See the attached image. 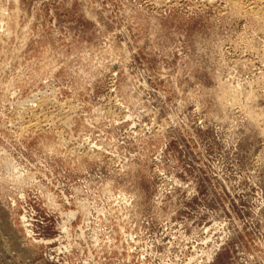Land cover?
Returning a JSON list of instances; mask_svg holds the SVG:
<instances>
[{
  "label": "rangeland",
  "instance_id": "rangeland-1",
  "mask_svg": "<svg viewBox=\"0 0 264 264\" xmlns=\"http://www.w3.org/2000/svg\"><path fill=\"white\" fill-rule=\"evenodd\" d=\"M256 19L0 0V264H264Z\"/></svg>",
  "mask_w": 264,
  "mask_h": 264
},
{
  "label": "bare ground",
  "instance_id": "bare-ground-1",
  "mask_svg": "<svg viewBox=\"0 0 264 264\" xmlns=\"http://www.w3.org/2000/svg\"><path fill=\"white\" fill-rule=\"evenodd\" d=\"M171 1H173V2H181L182 0H171ZM224 1H226V3L228 5H231V7L233 8V10L236 11L237 13H239V14H243V13L246 14V13H248L249 15H254L255 16V19H256V17L258 19V20L256 19L257 21H259L260 23L262 22L264 24V0H224ZM209 4H210V2H209ZM46 104H49L48 103V99H45V100H43L41 102V104L39 105L40 107H38L39 109L37 108L38 110L37 109L36 110L33 109L34 110L33 111V110H31L29 108L31 110V112L32 111L34 112V115H35L36 119H38V118L41 119L42 115H43V117L45 116L43 112L45 111V109H44L45 106L46 107L48 106ZM34 125H35V123H34ZM41 125H42L41 122H39L35 126H36V128H40ZM31 126H33V124ZM35 126H33V127H35Z\"/></svg>",
  "mask_w": 264,
  "mask_h": 264
}]
</instances>
